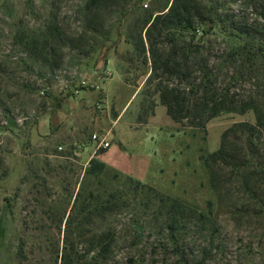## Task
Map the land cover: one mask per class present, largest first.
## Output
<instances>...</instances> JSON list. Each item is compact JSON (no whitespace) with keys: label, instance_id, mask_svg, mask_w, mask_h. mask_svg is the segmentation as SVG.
Masks as SVG:
<instances>
[{"label":"rangeland","instance_id":"obj_1","mask_svg":"<svg viewBox=\"0 0 264 264\" xmlns=\"http://www.w3.org/2000/svg\"><path fill=\"white\" fill-rule=\"evenodd\" d=\"M87 2L0 0V264H176L165 224L147 216L157 203L154 192L209 214L208 222L192 217L179 234L194 262L264 264V172L233 178L231 168L217 163L215 190L201 159L220 148L234 124H256L252 111L222 114L205 129L180 125L193 147L150 184L108 170L90 173L91 161L77 149L79 140L60 132L64 98L99 86L107 73L119 79L108 64L111 51L124 52L120 72L131 83L146 79L144 95L125 120L143 98L150 105L160 82L153 78L147 84L151 63L142 61L139 36L143 21L167 12L172 0H109L93 29L87 28ZM196 3L195 12L207 18L218 14L227 24L208 34L198 26L194 39L191 33L177 37V57L182 60L185 51L189 69L172 76L171 84L178 85L188 72L187 82H198L201 68L208 66L216 71L217 88L229 87L240 100L253 99L261 107L264 124V58L230 82L234 69L226 61L222 35L238 28L264 42V0ZM65 37L78 42L72 45ZM153 41L158 59L172 53L173 44L164 36L153 33ZM192 42L199 44L197 57ZM259 131L256 160L264 167V127ZM242 137L231 133L229 148L245 147Z\"/></svg>","mask_w":264,"mask_h":264},{"label":"trees","instance_id":"obj_2","mask_svg":"<svg viewBox=\"0 0 264 264\" xmlns=\"http://www.w3.org/2000/svg\"><path fill=\"white\" fill-rule=\"evenodd\" d=\"M108 1L88 0L86 4V11L89 16L87 28L93 29V27L101 24L100 13L108 5ZM196 1L198 0H172L167 12L164 11L156 16L146 18L143 21L139 43L143 54V63L148 64L149 60L151 63L152 71L147 79V84H151L153 78L160 81L156 86V94L159 95L161 104L167 108L168 115L176 123L184 127L205 129L212 119L222 114H245L249 111L255 114L256 124H234L229 130L224 132L220 148L201 158L210 173L211 186L216 190L215 180L217 172L214 170L213 165L217 163L231 168V176L233 178L245 175L247 172L249 176L258 175L260 171L264 172L263 164L258 163L256 160L259 154L256 152L254 145L257 133L260 132L261 127H264L262 123L263 110L253 99L240 100L231 93L229 87L217 88L218 78L216 71L208 66L201 68L203 75L198 82H187L190 76L188 72L186 75L181 76L182 82L178 85L171 84L172 76L179 75L183 69H189V56L186 55L185 51L182 52V60L177 57V46H175L177 37L183 38L184 33H191L194 39L196 33L200 31L197 28L198 26H202V34H208L216 25L227 24V21L220 18L218 14H215L214 18L212 16L207 18L195 12V8H200V4L196 3ZM262 16L264 17V13ZM207 24L211 25L210 29H205ZM143 32H145V35H143ZM178 32H180L179 36L176 35ZM153 33H156L158 37L164 36L170 44H173L172 53L166 58H157ZM222 35L229 50L228 60L226 61L234 69L230 78V82H233L244 70L253 71L259 60L264 58V42L258 41L261 39L255 34L244 32L238 28H233ZM64 39L72 45L78 42V40L70 37H65ZM45 41H48V37H45ZM190 48H193L194 53H196L195 57H197L199 44L194 45L192 42ZM119 56L122 63H125L124 55L121 54ZM224 64L225 62L221 63V65ZM165 75H167V78L164 80L163 77ZM126 81L129 82L130 80L126 78ZM149 103L148 108L151 109L153 102ZM231 133H241L244 136L242 138L246 141V148L244 146L229 148V136ZM105 170V166L101 162L91 161L90 173L95 174ZM154 193L157 203L153 211L147 213V216L161 219L165 224L172 253L177 258L176 264H206L205 258L195 262L191 260L189 248L180 240L179 234L190 223L192 217H198L208 222L211 220L209 214L193 209L178 199ZM137 225L134 222L135 228H138Z\"/></svg>","mask_w":264,"mask_h":264},{"label":"crops","instance_id":"obj_3","mask_svg":"<svg viewBox=\"0 0 264 264\" xmlns=\"http://www.w3.org/2000/svg\"><path fill=\"white\" fill-rule=\"evenodd\" d=\"M122 53L111 51L108 54V64L119 73L118 80L112 75L93 89H82L64 98L58 111L59 130L66 139H78L80 145L86 146L82 154L88 161L96 160L108 171L150 184L163 177L172 163L179 162L188 153L193 140H188L180 124L171 119L157 95L151 98V109L143 98L135 113L125 120L134 102L144 95L146 79L134 84L126 81L120 72L119 55ZM71 100L76 102L73 108ZM46 119L50 124V116ZM102 132L108 133L112 145L93 154L90 137Z\"/></svg>","mask_w":264,"mask_h":264},{"label":"built area","instance_id":"obj_4","mask_svg":"<svg viewBox=\"0 0 264 264\" xmlns=\"http://www.w3.org/2000/svg\"><path fill=\"white\" fill-rule=\"evenodd\" d=\"M112 74L111 73H107L106 78L111 77ZM77 93V91H76ZM90 142L92 144V148H93V154H97L101 151L107 150L111 147V142L108 140V133L105 134H101V133H95L92 134L90 137ZM86 146H82L80 144H77V149L82 152L85 150ZM59 150L62 151L63 147H59Z\"/></svg>","mask_w":264,"mask_h":264}]
</instances>
